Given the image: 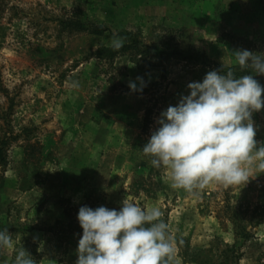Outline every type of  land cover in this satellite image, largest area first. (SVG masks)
<instances>
[{
    "label": "rangeland",
    "instance_id": "1",
    "mask_svg": "<svg viewBox=\"0 0 264 264\" xmlns=\"http://www.w3.org/2000/svg\"><path fill=\"white\" fill-rule=\"evenodd\" d=\"M0 26V231L15 245L0 264L21 247L36 264H76L79 208L119 211L125 198L163 213L174 264H264V174L189 194L142 152L202 82L171 51L220 67L264 54V0H0ZM113 33L129 48L97 57ZM252 119L264 143V109Z\"/></svg>",
    "mask_w": 264,
    "mask_h": 264
},
{
    "label": "clouds",
    "instance_id": "2",
    "mask_svg": "<svg viewBox=\"0 0 264 264\" xmlns=\"http://www.w3.org/2000/svg\"><path fill=\"white\" fill-rule=\"evenodd\" d=\"M124 42L113 33L110 46L118 51ZM232 55L242 70L264 75V54L238 50ZM130 87L136 90L135 84ZM187 87L190 94L161 113L158 129L142 149L150 164L166 170L173 189L189 194L213 184L245 186L264 174V143L255 139L252 119L264 109V87L253 75L237 77L231 70L209 71L202 82ZM162 216L158 207L145 209L127 198L119 211L80 207L76 264H174L175 242ZM14 247L9 231H0V249ZM14 264L36 262L21 247Z\"/></svg>",
    "mask_w": 264,
    "mask_h": 264
},
{
    "label": "trees",
    "instance_id": "3",
    "mask_svg": "<svg viewBox=\"0 0 264 264\" xmlns=\"http://www.w3.org/2000/svg\"><path fill=\"white\" fill-rule=\"evenodd\" d=\"M1 28V26H0ZM129 48L128 43H124V46L120 48L118 51H114L112 47L110 48H98L96 49V56L101 57L104 59H109L112 58V56L117 53V52H124ZM171 55H179L182 59L184 60H191L195 63L197 67L196 75L197 78L201 81H203L204 77L206 76L207 72L216 70L220 72L221 74H226L229 70L233 71L234 74L239 77L241 75L247 74V70H242L239 66H231V67H220L214 62H211L210 60L207 59V57L199 53L197 51H194L193 49H179V48H174L171 53ZM5 142V141H4ZM3 142H0V160L3 159L2 155V147L1 144Z\"/></svg>",
    "mask_w": 264,
    "mask_h": 264
}]
</instances>
